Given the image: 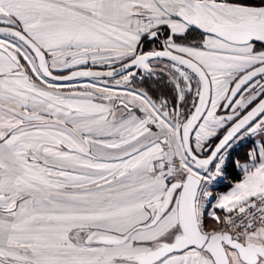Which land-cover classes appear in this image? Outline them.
Listing matches in <instances>:
<instances>
[{"label":"snow or ice","instance_id":"6c2138e0","mask_svg":"<svg viewBox=\"0 0 264 264\" xmlns=\"http://www.w3.org/2000/svg\"><path fill=\"white\" fill-rule=\"evenodd\" d=\"M0 264H264V0H0Z\"/></svg>","mask_w":264,"mask_h":264}]
</instances>
